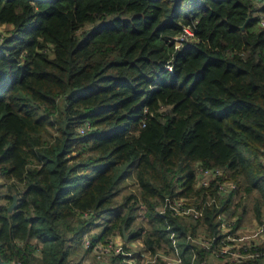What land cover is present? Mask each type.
<instances>
[{
	"label": "trees",
	"instance_id": "16d2710c",
	"mask_svg": "<svg viewBox=\"0 0 264 264\" xmlns=\"http://www.w3.org/2000/svg\"><path fill=\"white\" fill-rule=\"evenodd\" d=\"M261 15L264 0H0V264H80L72 243L122 227L142 251L214 264L187 235L217 237L238 191L264 206ZM197 167L235 191L206 204ZM131 175L138 194L117 204ZM181 198L202 214H175Z\"/></svg>",
	"mask_w": 264,
	"mask_h": 264
},
{
	"label": "built area",
	"instance_id": "2783aa9c",
	"mask_svg": "<svg viewBox=\"0 0 264 264\" xmlns=\"http://www.w3.org/2000/svg\"><path fill=\"white\" fill-rule=\"evenodd\" d=\"M259 23L264 25V16L261 15ZM183 31V37L192 35V30L189 27H184ZM142 124L144 123L141 122ZM88 127L89 123H85L78 128V131L83 133ZM195 184L198 187L205 188L204 191L207 193L206 204H210L216 200L219 201L220 198L234 192L236 189L235 182L228 178L225 171L220 167H197L195 170ZM210 191L214 193L212 196L209 194ZM183 202L182 198L174 201L173 211L175 214L188 215L193 219L198 218L202 214L201 208L194 209L193 206L191 208L184 207L185 204ZM216 205L218 206L219 202H216ZM218 218L220 219V232L217 234V237L211 236L205 238L204 235L195 237L188 234L187 239L191 243L209 250L213 256L217 257L218 263L242 264L254 262L264 255L263 217H261L260 222L256 225V232L257 234L261 233L262 237H250L242 241L238 240L240 236L237 234L236 229L239 228L236 222L237 219L234 216H227L224 212H221ZM131 242L124 241L122 234L119 232H115L104 241H95L93 243L89 236H84L82 245L85 249H88V252L92 253L94 262L90 259H83L80 264H111L109 257L119 254L123 255L120 264H148L154 263L159 259L163 260L166 264L182 263L181 255L178 253H164L161 249L156 253H149L140 249L142 245L139 246L138 250L133 251V249H129L124 251L123 243L131 246ZM204 263L205 260L200 262V264Z\"/></svg>",
	"mask_w": 264,
	"mask_h": 264
},
{
	"label": "rangeland",
	"instance_id": "374dc122",
	"mask_svg": "<svg viewBox=\"0 0 264 264\" xmlns=\"http://www.w3.org/2000/svg\"><path fill=\"white\" fill-rule=\"evenodd\" d=\"M8 28H9L8 26H0V32L8 31ZM0 180H2V178H0ZM138 191L139 189L137 187L134 175H131L121 184L118 193L114 197L115 202L117 204H120L122 201H124L125 195H128L130 193L138 194ZM6 203H7L6 199L0 198V204L4 205ZM233 205L234 206H232V208H234L235 212H233L234 214L231 216H234L236 219L237 217H239V223H238L239 229H236L237 234H239L240 236L238 240L242 241L250 237H254V238L262 237L261 233L257 234L256 232V225L258 222H260L258 221L259 219L257 218V215H256V209L260 210L259 218L263 217V221H264V206L261 205V200H260V195H259L258 190L252 189L248 193L246 192L244 193L242 190L241 192L238 191ZM137 206H138L136 210L137 213H136L133 223L134 225H136V227L141 226L142 232H144L146 228L148 227L147 221L144 217H142V208L138 204ZM124 209L125 208L123 206L117 207V211L123 212ZM231 219H234V218H231ZM202 229H203L202 227L198 228V230H201L199 232L200 236L203 235ZM99 230H100L99 226H92L88 233L89 234L97 233ZM116 233H118L117 230H116ZM141 238L142 237L140 236L137 239L130 240L132 241L131 242L132 244L130 243L131 246L128 245L127 247H129V249H133V251L138 250L139 246L142 245ZM162 248H165V247L162 246ZM170 253H173V252L170 250ZM83 259H90L91 261L94 262L92 253H90V251L86 252L81 242L72 243L70 245L69 253H68L69 262L82 261ZM207 261L214 263V264H219L218 263L219 260L217 259L216 256H213V255H209L207 257Z\"/></svg>",
	"mask_w": 264,
	"mask_h": 264
},
{
	"label": "water",
	"instance_id": "95a60500",
	"mask_svg": "<svg viewBox=\"0 0 264 264\" xmlns=\"http://www.w3.org/2000/svg\"><path fill=\"white\" fill-rule=\"evenodd\" d=\"M247 19H248V17L246 18V20H247ZM245 22H246V21H245ZM245 22H244V23H245ZM244 23L240 26V28H243ZM11 197H12V200H11L10 203L6 206V208H7L8 211H11V210L15 207L16 202H17V197H16V194H15V193H12V194H11ZM121 234H122V236H123L124 241H127L128 238H129V236H130V234L127 233V232L124 230L123 227H122V229H121Z\"/></svg>",
	"mask_w": 264,
	"mask_h": 264
},
{
	"label": "crops",
	"instance_id": "0c3cea01",
	"mask_svg": "<svg viewBox=\"0 0 264 264\" xmlns=\"http://www.w3.org/2000/svg\"><path fill=\"white\" fill-rule=\"evenodd\" d=\"M0 26H8L7 24H2V25H0ZM9 27V26H8ZM3 184V185H6V182L5 181H3V179H2V181L0 180V184ZM4 187V186H3Z\"/></svg>",
	"mask_w": 264,
	"mask_h": 264
},
{
	"label": "clouds",
	"instance_id": "9594fccd",
	"mask_svg": "<svg viewBox=\"0 0 264 264\" xmlns=\"http://www.w3.org/2000/svg\"><path fill=\"white\" fill-rule=\"evenodd\" d=\"M225 251H227V249H225Z\"/></svg>",
	"mask_w": 264,
	"mask_h": 264
}]
</instances>
